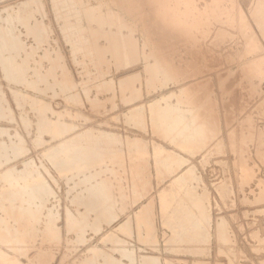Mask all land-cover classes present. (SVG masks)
Returning <instances> with one entry per match:
<instances>
[{
  "label": "rangeland",
  "instance_id": "1",
  "mask_svg": "<svg viewBox=\"0 0 264 264\" xmlns=\"http://www.w3.org/2000/svg\"><path fill=\"white\" fill-rule=\"evenodd\" d=\"M19 1L20 0H0V7L6 6V4L8 5L10 3H17ZM253 1L251 2L252 4L250 3L251 10L253 11L255 9L253 13H255L257 15L255 17L258 18L252 17L251 10L248 8L246 0H130V5L132 4L134 6L136 3L134 9L138 12L140 22L138 21L134 28H132L133 26L117 24L112 21L92 19L94 27L102 29V31L96 33L95 41L98 44V47L91 44L93 43L91 39H85L90 43L85 42L84 40L83 43H87L86 45H83L86 47L84 50L78 49L77 46H73V41L70 42V39L65 35L62 25L67 22L84 23L83 25H87L89 21L82 17L77 18V16H72L71 18L73 19L59 17L55 13L52 0L29 1L30 12H39L36 15L38 17L34 18L23 14L18 15L17 13L19 10H17V8H15L16 11L14 9L4 11L5 14L3 11L0 12V36L7 35L6 38L9 41H15L16 43L19 42V44L23 46V49H21L22 53L20 52L17 56L20 61L24 59L25 62L30 65L27 69V77L29 76L28 80L32 81L38 88V90L35 91V94L46 100L52 107L54 112H50L48 117L59 119L64 124V130H66L62 137L55 136L47 131L44 133L38 131L40 114H38V111L33 109V106L29 103L31 101L29 97L24 96L22 98V94L24 91L26 92L25 88L23 89V87L21 88L20 86L15 85V83L5 75L3 64L0 60V85L3 92L5 91V104L8 102V106H6H10V109L8 110H11L13 115H7L8 118L3 117V119L1 118L0 120L1 124L13 128H11L12 130L7 129L12 131H8L7 134V131H5L6 126L5 128L1 126L4 130H1L0 128V147L1 145H9L12 148L13 146L12 144L10 145V143L19 140L17 137L13 136L15 128L21 133L24 141L23 139L20 141L22 142V146L25 147L23 150L24 152L21 154L12 152L10 153L11 155L0 156V174H2L0 175V191L5 188L4 190L7 192H2L5 194L9 192L10 188L7 184H10L14 176L17 178L28 177L33 176L40 171L44 172L42 173L46 177V181L49 182L47 187L48 193H46L48 196L46 195V197L43 198L41 204L33 203L28 198V193L22 194V199H24V205L26 207L29 208L31 205H34L35 207L37 206V211L34 214L28 216L27 214H24L28 219L21 218V221L15 219L17 217H15V209L12 207H14V204L16 205V203L19 204V199V202H21L20 195L9 196L12 201V205L9 207L11 210L4 211L0 207V209H2L0 210V214L2 212L3 220L5 218L7 219V216L12 218L11 220L8 218V221L4 220V222H1L3 225V227L1 225V228L3 229L0 228V233L2 230L4 233L2 232L3 234H0V249L3 247L6 255L0 256V264H8L6 258L9 259L15 257L20 259V264H79V262L86 258H92V260L95 261V264H109L108 259H113L115 261L123 260V262L127 263L128 259L121 255L122 248H134V254L136 256L134 258L135 261L133 260L132 264L143 263L140 259L143 255H152L157 262L158 260L160 261L158 263L153 262L154 264H166L164 259L166 257H168V259L173 258L171 261L175 264H194L195 261H199L201 264H262V260H264V211H261V207L264 204V196L260 194L261 192H264V188L262 189L264 186V157H262L264 156V0H256L255 2L257 4ZM137 3L141 4L138 6ZM253 4L255 7L252 6ZM141 5H143V7H141ZM252 7L254 9H252ZM16 15H18V17H16ZM141 19L143 21H141ZM260 27L262 30H260ZM144 29L147 31H144ZM221 29L226 31L224 32V30ZM221 31L224 33L228 32L227 36H229L227 37L228 40H224V37H221L223 43L220 45L215 39L220 34L218 32ZM223 32H221V34H224ZM117 33H133L135 39L134 37L132 38L138 41V44L140 43L138 47L140 54L145 53L148 56H150L151 53H159V55L167 54L172 62L176 64V70L178 69L182 79L174 83L172 82L169 85L152 88L153 86L147 83L148 74L143 70L145 66L141 61L142 59L137 60L136 56L131 57L129 55H127V58L126 56L123 58L117 56V48H115L117 47L115 40V36L118 35ZM141 33L145 34V36L143 37ZM149 34L151 36H149ZM57 38H59L60 41ZM119 45L120 44L118 43V46ZM154 45H156L155 48H153ZM168 49L170 50V55ZM173 58L175 60H173ZM150 60L147 61V66L148 64L155 63L156 58L151 57ZM124 63L128 64L125 65ZM142 65L144 67H142ZM137 69H140V72L137 71ZM102 72L108 74L106 80H103L101 75ZM133 73L134 75H132ZM138 74H141L140 79L135 77V75ZM220 74H222V76H220ZM108 77L110 78L108 79ZM83 78H87V81H94V83L92 84L90 81L91 84L86 83L87 81L83 80ZM219 79L220 81H224L223 88L219 85ZM185 80L186 84H183V82L185 83ZM81 81H83L82 84ZM64 83H67V85ZM72 83H74L72 87L75 86L76 88L73 87L74 91L73 88L70 87ZM75 84H78V86ZM181 84L182 86L184 85V87H182ZM177 85L180 87L179 89L176 87ZM11 86H15V89L11 88ZM255 86H258V88H255ZM16 89L17 91L22 92L15 97L14 93L17 92ZM166 89H168V91ZM182 89L186 91H184V94L186 95L187 100V102L181 104L182 107L184 108V106H187V108L192 111V114L197 117V123L204 124L207 128L204 142L198 148H193L190 151L181 150L179 147L175 146V144L171 143L156 125L151 123L152 121L148 118L149 116L140 118L145 122L144 125L134 126L133 124H130L137 119L135 116L141 113L145 114L148 111V107L146 108L148 103L147 99L151 100L154 96V98H157L159 95L168 96L169 94L174 93L175 95L169 100L176 103V98L180 95V90ZM255 89L258 90L259 93L255 92ZM157 90L159 94H157ZM17 97L18 99H16ZM19 102L21 104H19ZM124 103L125 105H123ZM142 105L145 106L146 109L142 108L141 112H131ZM144 109L147 111L145 112ZM249 121H251V123ZM69 133H73L72 135L75 134L76 137L75 135L72 137ZM8 135H10L11 138ZM65 135L67 139L65 138ZM68 136L75 140H70ZM12 137H15L16 139L14 138V140ZM38 138H42V140H39ZM64 138L66 141H70L69 145H65L66 141L63 140ZM259 138H262L261 143ZM132 139L134 142H131L133 141ZM135 140H139V145ZM235 141L239 143V145L241 144L240 146L242 147L235 143ZM13 145L14 148H16L14 143ZM18 145L19 144L17 143V147ZM156 145L162 146L163 148L161 158L158 160L162 161L163 157L167 156L164 157L163 161H165L166 158V164L168 161L171 163L168 166L173 165L174 161L172 159H170V161L167 158H171L168 156L169 152L172 149L174 150V157L178 160L177 162H174L175 166L168 167L165 162H162L160 165L156 164L154 158V147ZM134 147L136 149H134ZM177 148L179 149L177 150ZM235 148L240 150H236ZM88 151L92 154L93 160L96 158L97 161H102L101 163L96 162V164H94L95 166L93 165L89 170H92L91 172H95L98 169H100V171L102 170V172H98V175L101 174L99 175L101 181L105 184L107 183V186L109 185L108 192L112 195V201L116 200L115 202L117 203L116 204L113 201V204L115 203V206L117 205L116 207L119 208L114 214L116 217L113 215L115 219L113 217L106 218L105 216H102L103 214L99 213L101 212V210L99 211L101 206L94 205L93 207L88 205V199L90 197L86 188L88 186L87 183H90V180L92 179L87 176L86 173L88 172H83L85 178L82 177L83 174L80 175L77 172V178L75 177V173H73L75 174L74 176H72L73 174H70L71 176L68 175L67 177H71L68 178L71 179L69 182L68 179L65 181L66 176L63 177L57 172V166L51 163L53 159L59 160V158V161H64L67 152L77 155L74 158L79 159V157L83 158L85 156L84 153H87ZM144 153L146 154L144 155ZM237 153H242L243 156L245 155L248 160L247 163L250 162L252 168L254 166L256 171H254L255 173L251 179L258 178L261 183H257L260 185L255 182L256 179L254 181L253 179H249L247 182V180L242 181L241 177H239V173L237 172L238 161L246 162V160L244 159L245 157L241 158L242 154L239 155ZM237 155L240 158H237ZM54 156H56V158ZM105 156L106 158H104ZM99 158L101 160H99ZM102 158L104 161L105 159L109 160L111 158L112 161L103 162ZM182 160L184 161V165L181 163L182 167H177L178 164L180 165L179 162H183ZM99 164L102 165L100 166ZM97 165H99V168ZM235 165H237L236 168ZM109 166L111 168L110 170H107L109 169ZM166 166L167 168H170V170H168L170 173L167 171L169 175L166 172ZM187 166H190L189 169ZM174 167H177L178 171ZM94 168L97 169L95 170ZM171 168L174 170H171ZM180 171L182 173H180ZM183 171L189 172H187L188 174L186 175V172ZM193 171L197 176H195ZM172 173L176 175V177H180L183 173L189 177L191 175L193 176L192 178H189V180H187L188 177L185 175L181 176L184 180L186 179L185 183L188 184H185V186L188 188L184 187V190L181 191L180 194L186 191L188 196H190V192L191 197L194 193H196V196L198 193L199 195L201 194L200 196H202V194L205 196L204 199L202 198L203 196H197V200L193 195L195 201L193 198L192 200L197 206L198 204L196 201L201 200L198 202L201 203L199 205L200 208L198 207L199 212L201 213L203 210L202 213L206 212L208 216L205 214L201 215L202 213H199L198 215V211H195L197 213L193 212L195 215H193L192 220L195 218L194 221H196V217H199L200 215L210 219H208L209 221L206 219L208 222L205 221V217L200 216L197 219L196 226L197 228L199 226L201 227L200 224L202 223L203 225L201 228L203 229V232H200L202 229L198 228L196 235H192L195 238L191 236L190 239V234L189 236L187 235V239L184 237L181 238L180 242L178 237H180L181 234H178L179 236H176L175 240L173 239L172 242L170 241L167 243V240H169L172 235H169V233L171 234V231L170 229L168 230V228L166 229V226L162 224L163 222L159 223L164 220H162L163 217L159 212L157 195L160 188H164L168 183L170 185V181L173 180L171 178H176ZM157 174H159V176ZM202 174L203 176L201 177ZM133 176L138 179H134L135 184L137 183L140 185H137L138 188L134 186ZM261 176L262 178H260ZM199 177L201 179H199ZM78 179L80 180L79 182L85 181L86 184L85 182H82V184L79 183ZM73 180L75 181L73 182ZM166 182L168 183L166 184ZM239 182L243 183V185ZM244 182L250 183L245 186ZM4 185L9 189L6 190ZM196 185L199 188L196 187ZM236 185H238V188ZM239 185L242 186L240 187ZM255 185L258 186V188L255 187ZM80 186L81 188L83 187L82 190ZM158 186L160 187L159 189ZM134 187L136 190H134ZM189 187L192 189L193 193L191 190L188 192ZM239 187L241 188L240 191ZM242 187L245 189V194L242 192ZM250 187L253 188L254 191L248 193L250 190H253ZM23 189L24 188H22V190ZM137 190L142 196L138 193L135 194ZM85 193H87V196H84ZM180 194L177 196L179 201L181 200V196H184L185 193L182 195ZM246 194L249 196H246ZM0 196H2L1 192ZM17 196L19 199H17ZM80 196H84V200ZM149 196H151L153 198L151 200L154 201H151L150 203L151 210H153L152 213H155L152 219L159 220H152L154 221L156 228L151 232L154 235L148 237H151L150 239L153 243L148 242L151 240H148L144 226L140 228L143 233L142 238L146 236L143 239L137 235L138 233L135 235H126L124 233L122 234V232H118L117 225L131 217L135 213V209L137 211V208L144 205L143 203H148L151 198H149ZM185 197L183 198L186 199L188 203H191L189 202L191 198L188 199ZM199 197L202 199L199 200ZM243 197L246 198L244 199ZM242 198L248 200V202H244ZM247 198H251L250 202ZM259 199H262L263 201ZM86 200H88V202ZM186 200H183L184 203H187ZM83 201L87 204L83 203ZM203 203H206L207 206L205 205V207ZM84 204L88 206H85ZM201 205H203V209L201 208ZM91 209L94 212H92ZM191 209L193 211V208ZM49 210L51 213H49ZM96 215L99 218H96ZM4 216L6 217L4 218ZM134 217L133 219H135ZM103 218L105 219L103 220ZM200 218L201 221H199ZM221 218L222 224L225 221V225H223V231L225 233L220 231L219 221ZM98 219L101 220L99 221ZM93 220L96 222H93ZM14 221L19 222L17 223ZM23 221H25V225L22 223ZM134 221L137 226L136 220ZM202 221L206 222L205 226ZM5 223H8L7 227H11V229H8L11 230L12 233L6 229ZM15 223H17V225ZM189 223L188 221H185L183 223V225L185 224L183 229L187 227L190 228L192 223ZM186 224H188V226ZM96 225H98V228ZM15 226L18 228H15ZM206 226H209L207 227V230H205ZM24 228H26V232L31 231L27 237L28 240L25 238L26 243L24 244L15 242V237H17L20 230L22 231ZM135 228H138V226ZM142 228L144 231H142ZM17 229L19 231L18 233ZM226 229L228 230L226 231ZM51 230L55 231L54 236L48 234ZM137 230L138 229H136V232ZM13 231L14 236L17 233L15 237L12 236ZM114 232L120 235L118 236L119 238L121 237L120 241H118V238L116 241L101 240L102 237L108 233H110L111 236H116ZM254 233H258L260 237L257 238ZM200 234H202V236ZM221 234H224V236L226 235L224 239ZM8 235H10V238L12 237L11 239L14 237V242H12V244H2L1 237ZM197 235H200L199 237H201V239H199ZM220 235L222 239L220 238ZM154 236L158 238L156 241H153L155 238ZM123 238L127 239V241ZM188 238L190 240L193 238V241L188 240ZM182 239L186 241L188 240L186 243L189 242L187 244V250L185 249L186 243ZM197 239H199L198 242L200 243H197ZM194 240L196 241L195 243ZM176 241L178 243H176ZM183 241L185 247L182 246L184 245V243L182 244ZM175 243L177 246H175ZM192 243L195 245V248L199 246V248H197L198 250L194 249ZM171 244L172 246L174 245L173 247H175L176 250L172 248ZM178 244H180V248L177 250ZM94 245L100 248V254L91 251L92 248L95 247ZM193 249L195 250V253L192 251ZM188 250L191 251L188 253ZM103 254L106 255L104 256ZM139 255L142 256L140 257Z\"/></svg>",
  "mask_w": 264,
  "mask_h": 264
},
{
  "label": "bare ground",
  "instance_id": "2",
  "mask_svg": "<svg viewBox=\"0 0 264 264\" xmlns=\"http://www.w3.org/2000/svg\"><path fill=\"white\" fill-rule=\"evenodd\" d=\"M29 1H32V0H20L19 2H17V3H10V4H6V6H3V7H0V12H4V11H10V10H12V9H14L15 10V8H17V10H19V12L17 13L18 15L19 14H23V15H26V16H31L32 18H34V17H38V16H36L37 15V13H39L38 11H34V12H30V8H29ZM45 1V0H44ZM53 1V3L52 4H54V10H55V13L59 16V17H61V18H64V19H67V18H71L72 16H77V18H79V17H82V18H85V19H87L88 21H89V23L87 24V25H83L82 23H75V22H67V23H65V24H63L62 25V28H63V31H64V33H65V35L68 37V39H70V42H75V43H73L72 42V44H73V46H77L78 47V49H83L84 50V48H86L85 46H83V45H86L85 43H83L84 42V40L85 39H91L92 40V42L93 43H91L92 45H94V46H96V47H98V44L96 43V41H95V38H96V33H98V31H102V29H98V28H96V27H94V25L92 24V19H98V20H104V21H112V22H114V23H119V24H124V25H127V26H133L132 28H134V26H135V24H137L138 23V21L140 22V20H139V15H138V12L136 11V9H134V6L136 5V3L134 4V6L131 4H129V1L128 0H52ZM128 1V2H127ZM133 1V0H132ZM247 2V5H248V8H250V10H251V6H250V3L253 1V0H246ZM256 0H254L253 2H255ZM258 1V0H257ZM260 1V0H259ZM37 2V1H36ZM43 2V1H42ZM140 2V1H139ZM174 2V1H173ZM191 2V1H190ZM175 3V2H174ZM139 4H141V3H139ZM139 4L137 3V5L139 6ZM189 4V3H188ZM252 4V3H251ZM255 4H257L256 2H255ZM45 5V4H44ZM193 5V4H192ZM176 6V5H175ZM178 6V5H177ZM253 7H255V5L253 4L252 5ZM258 6H259V4H258ZM141 7H143V5H141ZM193 7V6H192ZM252 7V9H254ZM257 8V7H256ZM259 8H261V7H259ZM47 9V8H46ZM49 9H51V8H49ZM186 9V8H185ZM258 9V8H257ZM32 10V9H31ZM41 10H42V8H41ZM144 10H145V8H144ZM259 10V9H258ZM16 11V10H15ZM53 11V10H52ZM148 11V10H147ZM253 11H255V9L253 10ZM253 11L251 10L250 12H251V15H252V17L253 18H258V17H255V16H257L255 13H253ZM143 12V11H142ZM190 13V12H189ZM258 13V12H257ZM4 14H5V12H4ZM1 15H3V14H1ZM18 15H16V17H18ZM258 15H260V14H258ZM8 16V15H7ZM15 16V15H14ZM144 16V15H143ZM262 16V15H261ZM52 17V16H51ZM145 17V16H144ZM39 18H40V16H39ZM71 19H73V18H71ZM260 19V18H259ZM20 20V19H19ZM32 20V19H31ZM58 20V19H57ZM97 20V21H98ZM151 20V19H150ZM153 20V19H152ZM32 21H34V20H32ZM31 21V22H32ZM47 21V20H46ZM61 21V20H60ZM70 21V20H69ZM141 21H143L142 19H141ZM146 21V20H145ZM259 21V20H258ZM40 22V21H39ZM52 22V21H51ZM62 22V21H61ZM60 22V23H61ZM260 22V21H259ZM59 23V22H58ZM148 23V22H147ZM52 24V23H51ZM142 24H144V23H142ZM150 24V23H149ZM261 24V23H260ZM4 25V24H3ZM3 25H1V26H3ZM152 25V24H151ZM8 26V25H7ZM18 26V25H17ZM61 26V25H60ZM117 26V25H116ZM123 26V25H122ZM137 26V25H136ZM144 26V25H143ZM145 26H146V24H145ZM261 26V25H260ZM51 27V26H50ZM139 27V26H138ZM5 28V27H4ZM25 28V27H24ZM23 28V29H24ZM36 28V27H35ZM119 28H120V26H119ZM122 28V27H121ZM6 29V28H5ZM11 29V28H10ZM54 29V28H53ZM148 29V28H147ZM151 29V28H150ZM150 29H149V31H150ZM119 30V29H118ZM117 30V31H118ZM122 30V29H121ZM125 30V29H124ZM221 30H224V29H221ZM260 30H262L261 29V27H260ZM21 31V30H20ZM30 31V30H29ZM144 31H147V30H145L144 29ZM226 30H224V32H225ZM40 32V31H39ZM141 32V31H140ZM221 32H223V31H221ZM221 32H218V33H220L219 35H218V33H217V38L215 39L216 40V42L218 43V44H222L223 43V39L221 38V37H224V40H228L227 39V37L229 36H227V33H224V34H221ZM148 33V32H147ZM16 34V33H15ZM107 34V33H106ZM118 34V33H117ZM142 34V33H141ZM140 34V35H141ZM158 34V33H157ZM7 36V35H6ZM6 36L5 35H1L0 36V45H1V51H0V60H1V62H2V64H3V71H4V73H5V75L7 76V77H9L14 83H15V85H18V86H20L21 88L23 87V89L25 88V90H26V92L24 91V93L22 94V98L24 97V96H27V97H29L30 99H31V101L29 102V103H31V105L33 106V109H36L37 111H38V114H40V116H39V121H38V131L40 132V133H44L45 131H47V132H50L51 134H53V135H55V136H61L62 137V135H64L65 134V132H66V130H64V124L59 120V119H54L53 117V119L52 118H50V117H48L49 116V113L50 112H54L53 111V109H52V107L50 106V104L46 101V100H44L43 98H41L39 95H36L35 94V91L36 90H38V88L35 86V84L32 82V81H30V80H28V77H27V69L29 68V66L30 65H28L26 62H25V60L24 59H22V61H20L19 60V58H18V54L21 52L22 53V51H21V49H23V46H21L20 44H19V42H15V41H9L7 38H6ZM23 36V35H22ZM39 36H40V34H39ZM142 36L144 37L145 36V34H142ZM149 36H151L150 34H149ZM155 36V35H154ZM153 36V37H154ZM24 37V36H23ZM132 37H134V39H135V36L133 35V33L132 34H118V35H116L115 36V40H116V45H117V47H115V48H117L116 49V52L118 53V57H120V58H123V57H125L126 56V58H127V55H129V56H131V57H135L136 56V59L138 60V59H142L141 61L143 62V65L146 67H144L143 65H142V67H144V69L143 70H145V72L148 74V78H147V83H149V84H151L153 87L152 88H156V87H159V86H162V85H169V84H171L172 82L174 83V82H177V81H179L180 79H182V76H180V73L178 72V69L176 70V64H174L173 62H172V60L169 58V56L167 55V54H162V55H159V53L157 54V53H155V54H153V53H151V55L150 56H148L147 54H145V53H143V54H140V50H139V45H140V43L138 44V41H136V40H134ZM157 37V36H156ZM160 37V36H159ZM10 38H11V35H10ZM9 38V39H10ZM30 38V37H29ZM147 38V37H146ZM149 38V37H148ZM163 38H165V37H163ZM58 40H59V38H57ZM145 39V38H144ZM143 39V40H144ZM151 39V38H150ZM153 39V38H152ZM161 39H162V37H161ZM222 39V40H221ZM63 40V39H62ZM134 40V41H133ZM149 40V39H148ZM156 40V39H155ZM158 40H159V38H158ZM28 41V40H27ZM60 41V40H59ZM121 43H120V42ZM147 41V40H146ZM157 41V40H156ZM50 42H51V39H50ZM85 42H88V40H85ZM149 42V41H148ZM152 42V41H151ZM163 42V41H162ZM23 43V42H22ZM88 43H90V42H88ZM100 43V42H99ZM118 43L120 44L119 46H118ZM150 43V42H149ZM165 43V42H164ZM225 43V42H224ZM31 44V43H30ZM41 44V43H40ZM75 44V45H74ZM91 44H90V46H91ZM151 44V43H150ZM45 45V44H44ZM58 45V44H57ZM102 45V44H101ZM72 46V47H73ZM166 46H168V45H166ZM171 46V45H170ZM39 47V46H38ZM156 47V45H154V47L153 48H155ZM158 47V46H157ZM164 47V46H163ZM62 48V47H61ZM75 48V47H74ZM91 48H92V46H91ZM144 48V47H143ZM152 48V47H151ZM168 48V47H167ZM28 49V48H27ZM88 49V48H87ZM90 49V48H89ZM32 50V49H31ZM90 50H92V49H90ZM144 50V49H143ZM146 50V49H145ZM151 50V49H150ZM156 50V49H155ZM165 50H166V48H165ZM169 50V49H168ZM147 51V50H146ZM162 51V50H161ZM89 52H91V51H89ZM156 52V51H155ZM158 52V51H157ZM159 52H160V49H159ZM53 53V52H52ZM95 53V52H94ZM113 53V52H112ZM174 53V52H173ZM24 55V54H23ZM53 55V54H52ZM91 55V54H90ZM169 55H170V50H169ZM65 56V55H64ZM109 56V55H108ZM116 56V57H117ZM152 57V58H156V61H155V63H152V64H148V66L146 65V63H147V61H149L150 60V58ZM173 57V56H172ZM247 57V56H246ZM176 58V57H175ZM42 59V58H41ZM86 59V58H85ZM52 60V59H51ZM134 60V59H133ZM152 60V59H151ZM150 60V61H151ZM173 60H175L174 58H173ZM30 61V60H29ZM229 61H230V59H229ZM62 62V61H61ZM68 62V61H67ZM134 62V61H133ZM136 62V61H135ZM178 62V61H177ZM176 63V62H175ZM42 64V63H41ZM125 64V63H124ZM126 64H128V63H126ZM125 64V65H126ZM56 65V64H55ZM124 65V66H125ZM34 66V65H33ZM45 66V65H44ZM122 66V65H121ZM138 67H139V65H138ZM41 68V67H40ZM43 68H45V67H43ZM133 68V67H132ZM59 69V68H58ZM78 69V68H77ZM80 69H81V67H80ZM131 69V68H130ZM136 69V68H135ZM128 70V69H127ZM140 70V69H139ZM138 69H137V71H139ZM141 70H142V68H141ZM131 71V70H130ZM136 71V72H137ZM29 72V71H28ZM135 72V71H134ZM140 72V71H139ZM126 73V72H125ZM124 73V74H125ZM29 74V73H28ZM131 74V73H130ZM101 75H102V77H103V80H106V78H107V73H105V72H102L101 73ZM127 75H128V72H127ZM132 75H134V73L132 74ZM115 76V75H114ZM113 76V77H114ZM186 76V75H185ZM220 76H222V74H220ZM219 76V77H220ZM224 76V75H223ZM228 76V75H227ZM112 77V76H111ZM127 77V76H126ZM135 77H137V79H140V77H141V74H138V75H135ZM226 77V76H225ZM35 78V77H34ZM110 77H108V79H109ZM117 78V77H116ZM119 78V77H118ZM125 78V77H124ZM188 78V77H187ZM75 79V78H74ZM87 78H83V80H86ZM89 79V78H88ZM114 79H115V77H114ZM223 79V78H222ZM93 80H94V77H93ZM117 80V79H116ZM115 80V81H116ZM77 81V80H76ZM87 81V80H86ZM85 81V82H86ZM90 80H88L86 83H89V84H93L94 83V81L92 82V81H90ZM107 81H109V80H107ZM219 81H220V79H219ZM218 81V82H219ZM82 82L83 81H81V84H82ZM102 83H104V82H102ZM188 83V82H187ZM220 84L219 85H221L222 86V88L224 87V81L223 80H221L220 82H219ZM13 84V83H12ZM64 84H66L67 85V83H64ZM74 83H72L71 84V88H75V86H73L72 87V85H73ZM180 84V83H179ZM183 84H186V80H185V83L183 82ZM43 85V84H42ZM76 85V84H75ZM83 85H84V83H83ZM228 85V84H227ZM76 86H78V84L76 85ZM181 86H182V84H181ZM15 87V86H14ZM14 87H12L11 86V88H14ZM19 87V88H20ZM69 87V88H70ZM175 87V86H174ZM176 87H178V85L176 86ZM182 87H184V85L182 86ZM181 87V88H182ZM227 87V86H226ZM74 88H73V91H74ZM91 88V87H90ZM136 88V87H135ZM180 87H178V89H179ZM255 88H258V86H255ZM15 89V88H14ZM18 89V88H17ZM17 89H16V91H17ZM76 89V88H75ZM21 90V89H20ZM134 90V89H133ZM167 91H168V89H166ZM187 90V89H186ZM221 90V89H220ZM12 91H14V90H12ZM90 91V90H89ZM181 92H180V95H178V97L176 98V103H173V102H171L169 99H171V97H173L175 94L173 93V94H169L168 96H166V95H163V96H160L159 95V97H157V98H152L151 100H148L147 99V101H148V103H147V106H146V108L148 107V111L147 110H145L146 108H145V106H139V107H137V108H135L134 110H132L131 112H141L142 111V108H145L144 110H145V114H139V115H137V116H135V118H137L134 122H132V123H130V124H133L134 126H139V125H144V121H142V119H140V118H144L145 116H149L148 118H150V120L152 121L151 123H153L154 125H156L157 127H158V129L165 135V137L167 138V139H169L170 141H171V143H173V144H175V146H177V147H179L181 150L183 149V151L184 150H188V151H190V150H192L193 148H198L203 142H204V137H205V135H206V126L204 125V124H198L197 123V117L195 116V115H193L192 114V111L191 110H189L188 108H187V106H184V108L182 107V105L181 104H183V103H185V102H187V100H186V95L184 94V91L185 90H180ZM222 91V90H221ZM225 91V90H224ZM255 92H258L259 93V91L258 90H254ZM5 92V91H4ZM4 92H3V89H2V87H1V85H0V120H1V118L3 119V117H6V118H8V116L10 115V116H13L12 115V112H11V110L9 111L8 109H10V106L9 107H7L8 105H7V103L5 104V96H4ZM22 91H17V92H15L14 94H15V97L16 96H18V94L19 93H21ZM31 92V93H30ZM80 92V91H79ZM91 92V91H90ZM90 92H89V94H90ZM171 92V91H170ZM186 92V91H185ZM188 93V92H187ZM37 94H38V92H37ZM82 94V93H81ZM148 94V93H147ZM157 94H159L158 93V90H157ZM161 94V93H160ZM165 94V93H164ZM6 95V94H5ZM91 95V94H90ZM149 95V94H148ZM261 95V94H260ZM20 96V95H19ZM21 97V96H20ZM19 97V98H20ZM72 98V97H71ZM99 98V97H98ZM16 99H18V97L16 98ZM26 99V98H25ZM84 99V98H83ZM21 100V99H20ZM19 100V101H20ZM29 100V99H28ZM27 100V101H28ZM18 101V100H17ZM78 101V100H77ZM20 102H22V101H20ZM19 102V104H21ZM146 102V101H145ZM143 104V103H142ZM146 104V103H145ZM7 105V106H6ZM10 105V104H9ZM123 105H125V103L123 104ZM187 105V104H186ZM262 105V104H261ZM71 107V106H70ZM264 107V106H263ZM262 107V108H263ZM131 108V107H130ZM7 109V110H6ZM76 109V108H75ZM79 109V108H78ZM100 110H102V109H100ZM139 110V111H138ZM262 110V109H261ZM7 111H9V112H7ZM82 111V110H81ZM130 111V110H129ZM73 113V112H72ZM130 113V112H129ZM264 113V112H263ZM63 114V113H62ZM127 114V113H126ZM196 114V113H195ZM8 115V116H7ZM119 115V114H118ZM121 115V114H120ZM56 116V115H55ZM129 117V116H128ZM133 117V116H132ZM11 118V117H10ZM67 118V117H66ZM11 119H13V118H11ZM61 120H62V118H61ZM74 120V119H73ZM68 121H70V120H68ZM130 121V120H129ZM250 123H251V121H249ZM1 126L2 127H4L5 128V124L3 125V124H1L0 123V128H1ZM146 126V125H145ZM12 127H9L8 125L6 126V130L5 131H7V134H8V131H10V130H7V129H11ZM13 129V128H12ZM11 129V130H12ZM1 130H4L3 128H1ZM0 130V131H1ZM15 130V132L13 133V136H15V137H17V139H19V140H16L15 142H12V143H10V145L12 144V148H11V146H9V145H1V147H0V156H6V155H11L10 153H16L17 152V154L18 153H23L24 151V149H25V147L24 146H22V142L20 141L21 139H23V137H22V135H21V133L15 128L14 129ZM68 130V129H67ZM5 131H3V132H5ZM71 131V130H70ZM10 132H12V131H10ZM69 132V131H68ZM2 133V132H1ZM6 133V132H5ZM71 133V132H70ZM69 133V135H72V134H70ZM4 134V133H3ZM6 134V135H7ZM10 134V133H9ZM68 134V133H67ZM66 134V135H67ZM109 134V133H108ZM66 135H65V138L67 139V137H66ZM75 135V134H74ZM74 135H72V137H74ZM9 137H10V135H8ZM110 136H112V135H110ZM14 137V138H15ZM60 137V138H61ZM64 137V136H63ZM69 138H70V140H75L74 138H72L71 139V137L70 136H68ZM75 137H76V135H75ZM136 137V136H135ZM11 138V137H10ZM13 138V137H12ZM13 138V139H14ZM65 138L63 139L64 141H66L65 140ZM105 138V137H104ZM12 139V140H13ZM16 139V138H15ZM14 139V140H15ZM39 139V138H38ZM62 139V138H61ZM134 139H136V138H134ZM139 139V138H138ZM257 139V138H256ZM260 139V138H259ZM9 140H11V139H9ZM13 140V141H14ZM39 140H42V138H40ZM44 140V139H43ZM133 140V139H132ZM144 140V139H143ZM168 140V141H169ZM23 141H24V139H23ZM45 141V140H44ZM58 141V140H57ZM107 141V140H106ZM261 141H262V138L260 139V143H261ZM83 142V141H82ZM105 142V141H104ZM114 142V141H113ZM131 142H134V140L133 141H131ZM135 142H138V145H139V140H135ZM143 142V141H142ZM9 143V142H8ZM13 143L16 145L15 147L16 148H14V145H13ZM17 143L19 144L18 145V147H17ZM93 143V142H92ZM103 143V142H102ZM108 143H109V141H108ZM235 143H237L236 141H235ZM21 144V145H20ZM70 144V141H66L65 142V145H69ZM110 144V143H109ZM130 144V143H129ZM238 145H239V143H237ZM236 144V145H237ZM263 144V143H262ZM90 145V144H89ZM97 145V144H96ZM133 145V144H132ZM137 145V144H136ZM232 145H234V144H232ZM241 145V144H240ZM239 145V146H240ZM62 146V145H61ZM71 146H72V144H71ZM205 146V145H204ZM239 146H236V147H239ZM67 147V146H66ZM232 147H234V146H232ZM240 147H242V146H240ZM89 148V147H88ZM87 148V149H88ZM96 148H98V147H96ZM111 148V147H110ZM136 148H137V146H136ZM135 147H134V149H136ZM155 162H156V164H158V165H160L162 162H165L166 161V158H165V161H163L164 160V157H167V156H164L163 157V160L162 161H159L158 159L159 158H161V154H162V152H163V148H162V146H159V145H156L155 147ZM179 148H177V150L179 149ZM45 149V148H44ZM56 149V148H55ZM54 149V150H55ZM65 149V148H64ZM75 149V148H74ZM94 149V148H93ZM99 149H100V147H99ZM102 149H104V148H102ZM139 149V148H138ZM165 149H167V148H165ZM236 149V148H235ZM234 149V150H235ZM50 150V149H49ZM62 150V149H61ZM70 150H72V149H70ZM92 150V149H91ZM90 150V151H91ZM95 150V149H94ZM140 150H142V149H140ZM140 150H139V152H140ZM168 150V149H167ZM236 150H240V149H236ZM235 150V151H236ZM242 150V149H241ZM74 151V150H73ZM90 151H88L87 153H84V159L83 158H80L79 157V159H77V158H74L75 156H77V155H75V154H73V153H70V152H67L66 153V155H65V160L64 161H59L60 160V158H59V160H54L53 159V161L51 162L53 165H56L57 166V172H59V174L60 175H62L63 177L64 176H66L65 177V181H67L66 179H68V178H71V177H67L68 175H70V174H73V173H75L76 174V172L78 173V174H80V175H82L83 174V172H88V173H86L87 174V176H89V177H91L92 179L90 180V183H87L88 184V186H87V191H88V195H89V202H88V200H86L89 204L88 205H91V206H93L94 207V205H99V206H101L102 207V209H101V207H100V209H99V211L101 210V212H99L100 214L102 213L103 215L102 216H105L106 218H109V217H113L114 218V216L116 217V215H114L115 213H116V211H118V207H116L115 206V203L113 204V201H112V195H110L109 194V192H108V189H109V185L107 186L105 183H103L102 181H101V178L99 177V175H101V174H99L98 175V172H102V170L100 171V169H98V170H96L95 168V172H91L92 170H89V169H91L92 168V166L94 165V164H96V162L97 163H99L100 161H97V159L95 158L94 160H93V158H92V154L90 153ZM93 151V150H92ZM91 151V152H92ZM109 151V150H108ZM138 151V150H137ZM243 151V150H242ZM262 151V150H261ZM264 151V150H263ZM262 151V152H263ZM63 152V151H62ZM97 152H99V151H97ZM131 152V151H130ZM135 152V151H134ZM177 152V151H176ZM179 152V151H178ZM241 152V151H240ZM45 153H47V152H45ZM51 153V152H50ZM55 153V152H54ZM79 153V152H78ZM93 153H95V152H93ZM115 153V152H114ZM114 153H112V154H114ZM137 153V152H136ZM259 153H260V150H259ZM16 154V155H17ZM56 154V153H55ZM111 154V153H110ZM131 154V153H130ZM134 154V153H133ZM140 154H141V152H140ZM142 154H143V152H142ZM146 153H144V155H145ZM148 154V153H147ZM200 154V153H199ZM237 154H239V155H241L242 153H237ZM12 155H14V154H12ZM79 155V154H78ZM174 155H175V153H174V150L172 149L170 152H169V157H171V158H167V159H172L174 162L176 161H178V160H176L175 159V157H174ZM182 155V154H181ZM180 155V156H181ZM263 155V154H262ZM57 156H58V154H57ZM59 156H60V154H59ZM61 156H62V154H61ZM64 156V155H63ZM98 156V155H97ZM100 156V155H99ZM138 156V155H137ZM238 156V155H237ZM242 157L241 158H243V157H245V155L243 156V154L241 155ZM55 158H56V156H54ZM93 157H94V155H93ZM96 157V156H95ZM102 157V156H101ZM136 157V156H135ZM141 157V156H140ZM144 157V156H143ZM146 157V156H145ZM262 157H264V156H262ZM5 158V157H4ZM58 158V157H57ZM62 158V157H61ZM104 158H106V156L104 157ZM111 158H113V157H111ZM109 159V160H106L105 159V161L107 162V161H112V159ZM132 158V157H131ZM176 158H177V156H176ZM237 158H240L239 156L237 157ZM103 159V158H102ZM135 159H137V158H135ZM178 159H180V158H178ZM184 159V158H183ZM245 160H246V162L245 161H238V159H237V161L239 162L237 165H235V168H236V166H237V172L239 173V177H241V179H242V181L243 180H247V182H248V180L249 179H251V177L253 176V174L255 173L254 171H256L255 170V168H254V166H253V168L250 166V162L249 163H247L248 162V160H247V158L245 157L244 158ZM260 159V158H259ZM99 160H101L100 158H99ZM134 160V159H133ZM181 160V159H180ZM236 160V159H235ZM263 160H264V158H263ZM104 161V159H103V162H105ZM114 161V160H113ZM138 161V160H137ZM168 161V160H167ZM171 161V160H170ZM172 161V162H173ZM183 161V160H182ZM185 161H186V159H185ZM102 162V161H101ZM100 162V163H101ZM115 162V161H114ZM174 162H173V165H174ZM109 163V162H108ZM180 163V165L178 164V166L177 167H179V168H181L182 166H181V163H182V165H184L183 163H184V161L183 162H179ZM186 163V162H185ZM234 163H236V162H234ZM103 164V163H102ZM102 164H99L100 166L102 165ZM111 164V163H110ZM118 164V163H117ZM131 164H132V162H131ZM136 164V163H135ZM135 164H134V166H135ZM165 164H166V162H165ZM164 164V165H165ZM169 164H171V163H169V161H168V163L166 164L167 166L169 165ZM99 165H97L98 166V168H99ZM133 165V164H132ZM138 165V164H137ZM173 165L171 166V167H173ZM95 166V165H94ZM96 166V167H97ZM156 166V165H155ZM167 166L165 167L167 170H166V172L168 171V170H170V168H167ZM170 166H168V167H170ZM175 166V165H174ZM136 167V166H135ZM157 167V166H156ZM155 167V168H156ZM177 167L175 168V169H177ZM189 167L190 166H187V168L189 169ZM192 167V166H191ZM110 166H109V169H107V167H106V169L107 170H110ZM116 168V167H115ZM132 168H134V167H132ZM195 168H197V167H195ZM94 169H93V171H94ZM103 169V168H102ZM173 168H171V170H172ZM174 170V169H173ZM185 170H186V168H185ZM191 170H192V168H191ZM115 171V170H114ZM137 171V170H136ZM141 171V170H140ZM177 171H178V169H177ZM190 171V170H189ZM189 171H187V172H189ZM194 171H197V170H194ZM194 171H193V173H194ZM43 172V171H42ZM41 171L39 172V173H37V174H35V175H33V176H28V177H21V178H17L16 176H14L13 178H12V181L10 182V184H7V186L10 188V190H9V192L7 193V194H5L4 192H7V191H5L4 189L2 190V191H4V192H2V191H0L1 192V195L2 196H0V207L4 210V211H7V210H11V208H9L10 207V205H12V201H11V197L9 198V196H11V195H20L21 196V202H19L20 201V199H19V197L17 198V199H19V201H18V203L19 204H17L16 203V205L14 204V207H12L13 209H15V217H17V218H15L14 216V218L16 219V220H19V221H21L20 219L22 218H26V219H28V217H25V215L27 214V216L28 215H32V214H34L36 211H37V206L35 207L34 205H31V206H29V208L28 207H26L25 205H24V199H22V194L23 193H28V198L33 202V203H38V204H41V202H42V200H43V198L44 197H46V193H48V191H47V187H48V184H49V182L48 181H46V177L44 176V172L42 173ZM131 172H132V170H131ZM135 172V171H134ZM169 172V171H168ZM168 172H167V174H168ZM183 172H186V171H183ZM186 172V175L188 174ZM2 173V172H1ZM170 173V172H169ZM174 173V172H173ZM172 173V174H173ZM176 173V172H175ZM178 173V172H177ZM180 173H182L181 171H180ZM192 173V172H191ZM75 174H73L72 176H74ZM78 174H76V178H77V175ZM132 174V173H131ZM171 174V175H172ZM195 174V176H197V174L196 173H194ZM258 174V173H257ZM257 174H255V175H257ZM0 175H2V174H0ZM133 175V174H132ZM141 175V174H140ZM158 176H159V174H157ZM169 175V174H168ZM174 175V174H173ZM183 175H185V173H183L181 176H183ZM185 175V176H186ZM199 175H200V173H199ZM198 175V176H199ZM62 176H60V177H62ZM71 176V175H70ZM85 176V174H83V178H85L84 177ZM180 176V177H181ZM203 176V174L201 175V177ZM74 177V178H75ZM172 177V176H171ZM170 177V178H171ZM174 177H176V175H174ZM180 177H176V178H171V179H173L172 181H170L171 183H170V185H169V181L168 182H166V184L168 183V185H166V186H168V187H164V188H160L159 186H158V189H159V191H158V203H159V212L161 213V215H162V217L164 218H162V220H164V221H160L159 223H161V222H163L162 224L164 225V226H166V229L168 228V230L170 229V231H171V234L169 233V235H172L170 238H169V236H168V238H169V240H167L168 242L167 243H169L170 241L172 242V240L174 239L175 240V238H176V236H179L180 234V237H178L179 239H180V242H181V238H186L187 239V235L189 236L190 234V239H191V236L193 235V236H195L196 235V233H197V229L198 228H201L202 227V223L200 224L201 225V227L199 226L198 228H197V226H196V221H198L197 219L201 216V215H203V214H205V215H207L206 214V212H204V213H202V211H201V209H200V211H201V213L199 212V208H200V204L201 203H198V202H200L201 200L200 199H204V195L202 194V196H200L199 195V193H198V195L197 196H200V197H202V198H200L199 197V200L200 201H196L197 202V204H198V206L195 204V202L193 203V200L195 201V197H196V199L198 198L195 194L196 193H194L193 195L195 196V197H193V195H192V197H191V194H190V192H189V190H191L192 191V189H190V187H189V189H188V192H189V195L190 196H188V194H186V191L183 193L182 192V194H184V196H181V200L179 201L178 199H177V196H179V194H180V192L181 191H183L184 190V187H187V186H185V184L187 185L188 183H185L186 182V179L184 180L182 177L180 178ZM186 177H188V179L187 180H189V178H192L193 176L191 175L190 177L189 176H186ZM238 177V176H237ZM255 177V176H254ZM257 177V176H256ZM75 178V179H76ZM79 178H80V176H79ZM136 178V177H135ZM134 178V176H133V181H134V184H135V179ZM196 178H198V177H196ZM260 178H262V176L260 177ZM264 178V177H263ZM137 179V178H136ZM170 179V180H171ZM183 179V180H182ZM195 179V178H194ZM199 179H201L200 177H199ZM253 179V178H252ZM251 179V180H252ZM256 179V183L257 182H259V180H258V178H254L253 179V181ZM70 180L71 179H68V181L70 182ZM84 180V179H83ZM86 180V179H85ZM138 180V179H137ZM137 180H136V182H137ZM196 180H198V179H196ZM236 180V179H235ZM239 180V179H238ZM250 180V181H251ZM262 180V179H261ZM264 180V179H263ZM262 180V181H263ZM75 180H73V182H74ZM76 181H77V179H76ZM80 180L78 179V182H79ZM194 181V180H193ZM239 181H241V180H239ZM241 181V182H242ZM48 182V183H47ZM72 182V181H71ZM82 182H85V181H82ZM82 182H79V183H81L82 184ZM191 182V181H190ZM241 182H239V183H241ZM252 182V181H251ZM254 182V183H255ZM77 183V182H76ZM201 183V182H200ZM200 183H198V184H200ZM245 183V186H246V184H249V183H246V182H244ZM255 183V184H256ZM259 183H261V181L259 182ZM263 183V182H262ZM85 184H86V182H85ZM109 184V183H108ZM242 185H243V183H241ZM253 184V183H252ZM258 184V183H257ZM78 185H80V184H78ZM137 185H139V184H135L134 186H136V188H138L137 187ZM193 185V184H192ZM242 185H239L240 187L242 186ZM258 185H260V184H258ZM262 185V184H261ZM5 187H6V190L7 189H9V188H7V186L6 185H4ZM82 186V185H81ZM81 186H80V188H81ZM85 186V185H84ZM140 186V185H139ZM188 186H190V185H188ZM14 187H16V188H14ZM163 187V186H162ZM196 187H198L197 185H196ZM206 187V186H205ZM229 187H231V186H229ZM236 187L238 188V185H236ZM239 187V191H240V188ZM248 187H249V185H248ZM254 187V186H253ZM255 187H257L258 188V186H256L255 185ZM22 188H24L23 190H22ZM79 188V187H78ZM110 188H111V186H110ZM135 188V187H134ZM136 188L134 189V190H136ZM188 188V187H187ZM187 188H186V190H187ZM199 188V187H198ZM201 188V187H200ZM236 188V190L238 191V189ZM245 188V187H244ZM251 188V187H250ZM256 188V189H257ZM260 188V187H259ZM264 188V186L262 187V189ZM52 189V188H51ZM50 189V190H51ZM77 189V188H76ZM83 189V187L81 188V190ZM85 189V188H84ZM246 189H247V187H246ZM251 189H253V188H251ZM255 189V190H256ZM261 189V190H262ZM49 190V189H48ZM194 190V189H193ZM221 190V189H220ZM233 190V189H232ZM242 192H243V194H245L244 193V190L245 189H243V187H242ZM257 190H259V189H257ZM260 190V191H261ZM84 191V190H83ZM83 191H82V193H83ZM109 191H111V190H109ZM157 191V190H156ZM195 191H197V190H195ZM194 191V192H195ZM199 191V190H198ZM236 191V192H237ZM247 191V190H246ZM248 191H249V189H248ZM251 191L253 192L254 191V189L253 190H250V192H248V193H251ZM264 191V190H263ZM81 192V191H80ZM208 192V191H207ZM4 193V194H3ZM111 193V192H110ZM135 193V192H134ZM138 193V190H137V192L135 193V194H137ZM192 193H193V191H192ZM201 193V192H200ZM235 193V192H234ZM264 194V192H261V194L260 195H262V196H264L263 194ZM87 193H85V195L84 196H87L86 195ZM134 194V195H135ZM138 194H140V193H138ZM182 194H180V195H182ZM83 195V194H82ZM141 195V194H140ZM248 194H246V196H247ZM259 195V196H260ZM48 196V195H47ZM83 196V197H84ZM142 196V195H141ZM186 196V197H185ZM245 196V195H244ZM249 196V195H248ZM254 196V195H253ZM80 197H82V196H80ZM82 197V199L84 200V198ZM136 197V196H135ZM140 197V196H139ZM151 196H149V198H150ZM183 197H185V198H188V199H190L189 200V202H191V203H188L187 202V200L186 199H184ZM255 197V196H254ZM79 198V197H78ZM138 198V197H137ZM179 198V197H178ZM192 198H193V200H192ZM244 198V197H243ZM242 198V199H243ZM246 198V197H245ZM244 198V199H245ZM256 198V197H255ZM263 198V197H262ZM114 199V198H113ZM148 199V198H147ZM151 199H153L152 197L150 198V200L148 201V203H143L144 205H142V203H141V207H139V208H137L138 210L136 211V209H135V213L131 216V217H129V218H127V219H125L124 221H122V222H120L118 225H117V230H118V232H122V234L124 233V234H130V235H135V234H137L140 238H142V236H143V233L141 232V227L142 226H144V230H145V233H146V235H147V237L148 236H150V235H154V234H152L151 232L156 228V225H155V223H154V221H152V220H155V219H152V217H154L153 215H155V213L153 214L152 213V211L153 210H151V206H150V203H151V201H153V200H151ZM180 199V198H179ZM233 199V198H232ZM243 199V200H244ZM247 199H249V202H250V199L251 198H247ZM257 199V198H256ZM79 200H81V199H79ZM156 200V199H155ZM183 200H186V202L187 203H184V201ZM198 200V199H197ZM230 200V199H229ZM253 200V199H252ZM259 200H262V199H259ZM264 200V199H263ZM262 200V201H263ZM248 202V200H244V202ZM257 201V200H256ZM261 201V202H262ZM154 202V201H153ZM152 202V203H153ZM156 202V201H155ZM255 202V201H254ZM83 203H85V201H83ZM157 203V204H158ZM85 204H87V203H85ZM84 204V205H85ZM117 204V203H116ZM155 204V203H154ZM88 205H85V206H88ZM203 205L205 206L206 205V203L204 204L203 203ZM203 205H201V208H202V206ZM98 206V207H99ZM156 206V205H155ZM207 206V205H206ZM205 206V207H206ZM92 207V208H93ZM153 207V206H152ZM199 207V208H198ZM191 208H193V211H192V209ZM2 209H0V210H2ZM51 209V208H50ZM94 209V208H93ZM156 209V208H155ZM157 209H158V207H157ZM203 209V208H202ZM206 209V208H205ZM90 210V209H89ZM88 210V211H89ZM92 210V209H91ZM95 210H98V209H95ZM50 211V210H49ZM51 211H52V209H51ZM51 211L49 212V213H51ZM86 211V210H85ZM158 211V210H157ZM195 211H198V215H199V213L201 214L199 217H196V221H194L195 220V218H194V220H192V217H193V215H195V213H197V212H195ZM205 211V210H204ZM206 211H207V209H206ZM261 211H264V204L262 205V207H261ZM90 212V211H89ZM92 212H94L93 210H92ZM193 212H195V213H193ZM3 213H5V212H3ZM9 213V212H8ZM12 213V212H11ZM14 213V212H13ZM96 213V212H95ZM99 213H98V216H99ZM157 213V212H156ZM208 213V212H207ZM25 214V215H24ZM159 214V213H158ZM209 214V213H208ZM1 216H0V228H1V222L3 221L4 222V220H7L8 218H10V217H8L7 216V219L5 218L6 216H4V220H3V215H2V212H1V214H0ZM7 215V214H6ZM10 215V214H9ZM12 215V214H11ZM14 215V214H13ZM114 215V216H113ZM197 215V216H198ZM97 216V215H96ZM96 217V218H99V217ZM101 216V215H100ZM101 216V217H102ZM135 216V217H134ZM208 216V215H207ZM12 217V216H11ZM133 217L135 218V219H133ZM201 217H205V216H201ZM209 217H210V215H209ZM12 218H10V220H11ZM93 219H95V218H93ZM105 218H103V220H104ZM110 219H112V218H110ZM115 219V218H114ZM157 219V218H156ZM204 219V218H203ZM202 219V220H203ZM206 219H207V217H205V221H206ZM208 219H210V218H208ZM207 219V220H208ZM14 220V219H13ZM25 220V219H24ZM99 221L101 220V219H98ZM107 220H109V219H107ZM134 220H136V224H137V226H138V228H135V227H137L136 225H135V221ZM222 218L220 219V221H219V227H220V231L222 232L223 231V225H225V221L223 222V224H222ZM8 221V220H7ZM18 221V222H19ZM26 221V220H25ZM25 221H23L22 223L24 224V222ZM77 221V220H76ZM79 221V220H78ZM96 221H97V219H96ZM96 221H94L93 220V222H96ZM98 221V222H99ZM106 221V220H105ZM155 221H159V220H155ZM185 221H188V223L189 222H191V221H193V222H191L192 223V225H191V229L189 228V227H187V228H185V229H183L184 228V225H183V223L185 222ZM199 221H201V218L199 219ZM203 222L204 223V226H205V223L206 222H208V221H206V222ZM227 221V220H226ZM6 222V221H5ZM11 222V221H10ZM14 222H17V221H14ZM17 222V223H18ZM93 222H91V223H93ZM9 223V222H8ZM8 223H5L6 224V229H8V228H10L11 229V225H10V223H9V227H7L8 226ZM17 223H15L16 225H17ZM22 223L20 222V224L22 225ZM158 223V222H157ZM191 223H189V224H191ZM4 224V223H3ZM12 224V223H11ZM75 224V223H74ZM77 224V223H76ZM86 224V223H85ZM97 224V223H96ZM99 224V223H98ZM198 224H199V222H198ZM209 224V223H208ZM208 224H206V225H208ZM21 225H18V226H21ZM25 225V224H24ZM90 225H92V224H90ZM187 226H188V224H186ZM13 226V225H12ZM27 226V225H26ZM78 226H79V224H78ZM95 226V225H94ZM210 226V225H209ZM209 226H206V228H205V230H207V227H209ZM2 227H3V225H2ZM28 227V226H27ZM30 227V226H29ZM96 227L98 228V225H96ZM227 227V226H226ZM13 228V227H12ZM15 228H18V227H16L15 226ZM22 228V227H21ZM228 228V227H227ZM1 229H3V228H1ZM26 228H24V229H22V231L20 230V232L18 231V229H17V233L19 232V234H18V236L17 237H15L16 235H17V233H16V235L14 236V231L16 230H14L13 231V234H12V236H14L15 237V242H18V243H21V244H24V243H26L25 241L26 240H28V236H29V233H31V231L30 232H26V230H25ZM27 229H29V228H27ZM51 229V228H50ZM53 229V228H52ZM136 229H138L137 230V232H136ZM185 230V231H183V230ZM202 229V228H201ZM200 229V230H201ZM209 229V228H208ZM9 230V229H8ZM25 230V231H24ZM143 230V228H142V231H144ZM225 230V229H224ZM228 229H226V231H227ZM11 233H12V231L11 230H9ZM29 231V230H28ZM182 231V232H181ZM219 231V232H220ZM2 232H3V230H2ZM1 232V233H2ZM6 232V231H5ZM9 232V233H10ZM181 232V233H180ZM200 232H203V229H202V231H200ZM207 232V231H206ZM224 232V231H223ZM0 233V234H1ZM4 233V232H3ZM2 233V234H3ZM9 233H7V234H9ZM11 233H10V235H11ZM115 234H116V236H111V234L110 233H108V234H106L105 236H103L102 237V241H108V240H113V241H116L117 240V238H118V241H120V238L118 237V236H120L119 234H117L116 232H114ZM183 233V234H182ZM189 233V234H188ZM225 233V232H224ZM28 234V235H27ZM50 236H54L55 235V231H50L49 233H48ZM179 234V235H178ZM198 234H199V232H198ZM203 234V233H202ZM202 234H200L201 236H202ZM255 234V233H254ZM5 235V234H4ZM10 235H8V236H2L1 237V241H2V244L3 243H8V244H12V242H14L13 241V239H14V237H13V239H11L10 238ZM27 235V236H26ZM145 235V234H144ZM200 235H197V237H199ZM204 235V234H203ZM221 235H223L222 236V238L224 239V237L226 236H224V234H221ZM221 235H220V238H221ZM192 236V237H193ZM206 236V235H205ZM227 236H228V234H227ZM255 236L258 238V237H260L259 236V234L257 233V234H255ZM146 236H144L143 238H145ZM155 237V236H154ZM25 238H26V240H25ZM142 238V239H143ZM151 238V237H150ZM149 237H148V240H151ZM193 238H195V237H193ZM193 238H192V240H190L189 238H188V240H190V241H193ZM221 238V239H222ZM227 238V237H226ZM124 239V238H123ZM141 239V240H142ZM158 238L157 237H155L154 238V240L153 241H156ZM199 239H201V237H199ZM199 239H197V243H200V242H198V240ZM260 239V238H259ZM264 239V238H263ZM124 240H126L127 241V239H124ZM140 240V239H139ZM182 240H184V239H182ZM187 240V241H188ZM228 240V239H227ZM178 241V240H177ZM176 241V243H178ZM185 241V243L187 242L186 240H184ZM184 241L182 242V244L184 243ZM225 241V240H224ZM146 242V241H145ZM148 242H152V240L151 241H148ZM196 241L194 240V243H195ZM228 242V241H227ZM153 243V242H152ZM176 243H175V246H177L176 245ZM185 243H184V245H182V246H184L185 247ZM189 243V242H188ZM188 243H186V247H185V249L186 248H188L187 246V244ZM226 243V242H225ZM7 244V245H8ZM173 244H174V242H173ZM181 244V243H180ZM180 244H178V247H177V250H178V248H180ZM220 244H222V243H220ZM4 245H6V244H4ZM3 245V246H4ZM192 245H194L193 243H192ZM191 244H190V246H192ZM199 245V244H198ZM197 245V246H198ZM95 246V245H94ZM171 246H172V244H171ZM174 246V245H173ZM172 246V248H174L175 249V247H173ZM201 246V245H200ZM93 247V246H92ZM169 247V246H168ZM170 248V247H169ZM182 248V247H181ZM192 248H193V246H192ZM197 248H199V246L197 247ZM197 248H195V245H194V249H196V250H198ZM89 249H90V247H89ZM171 249V248H170ZM184 249V248H183ZM182 249V250H183ZM192 250V251H194V253H195V250ZM222 249V248H221ZM91 250V249H90ZM176 250V249H175ZM175 250H173V251H175ZM187 250V249H186ZM186 250H184V251H186ZM91 251H93V253H97V254H100V252H101V250H100V248H98V247H93L92 248V250ZM91 251H90V253H91ZM135 250H134V248H122L121 249V255L122 256H124V257H126V259H128V262L127 263H125V262H123V260H113V259H108V262H109V264H132L133 262V260H134V258H135V252H134ZM181 251V250H180ZM179 251V252H180ZM191 251V250H190ZM189 250L187 251L188 253L190 252ZM223 251H225V250H223ZM240 251V250H239ZM178 252V251H177ZM227 252V251H226ZM137 253V252H136ZM193 253V252H192ZM228 253V252H227ZM232 253V252H231ZM102 254V253H101ZM110 254V253H109ZM139 254V253H138ZM237 254V253H236ZM4 256V255H6V252H5V250L3 249V247H1V249H0V256ZM96 255V254H95ZM104 255V254H103ZM106 255V254H105ZM104 255V256H105ZM112 255V254H111ZM111 255H110V257H111ZM227 255H229V254H227ZM92 256V255H91ZM138 256V255H137ZM140 257L142 256V255H139ZM148 256H150V255H143V257L142 258H140L141 259V261L144 263V264H154L155 262H157L155 259H154V257H152V255L150 256V257H148ZM108 257H109V255H108ZM114 257V256H113ZM116 257V256H115ZM119 257H120V255H119ZM128 257V258H127ZM158 258H160L159 256H157ZM156 257V258H157ZM164 257V256H163ZM121 258H123V257H121ZM240 258V257H239ZM242 258H243V256H242ZM162 259V258H161ZM165 259V261H166V264H175L173 261H171L172 259L170 258V259H168V257H166V258H164ZM5 260V259H4ZM155 260V261H154ZM6 261L8 262V264H20V259L18 258V257H15V258H9V259H7L6 258ZM5 261V262H6ZM78 261V260H77ZM81 261V260H80ZM135 261V260H134ZM162 261V260H161ZM4 262V263H5ZM139 262V261H138ZM154 262V263H153ZM158 262H160L159 260H158ZM157 262V263H158ZM141 263V262H140ZM143 263H141V264H143ZM240 263V262H239ZM7 264V263H6ZM74 264V263H73ZM76 264V263H75ZM78 264V263H77ZM79 264H95V261H93L92 260V258H86L85 260H82L81 262H79ZM97 264V263H96ZM194 264H201L199 261H195L194 262ZM242 264V263H241ZM262 264H264V260H262Z\"/></svg>",
  "mask_w": 264,
  "mask_h": 264
}]
</instances>
